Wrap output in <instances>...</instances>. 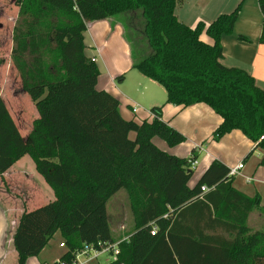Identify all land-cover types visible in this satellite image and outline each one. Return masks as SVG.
I'll list each match as a JSON object with an SVG mask.
<instances>
[{
	"label": "trees",
	"instance_id": "obj_1",
	"mask_svg": "<svg viewBox=\"0 0 264 264\" xmlns=\"http://www.w3.org/2000/svg\"><path fill=\"white\" fill-rule=\"evenodd\" d=\"M183 1L16 0L20 23L11 60L39 117L23 137L0 98V176L29 156L55 195V201L24 211L16 224L17 264L38 257L56 234L67 251L54 264H73L86 245L117 242L107 206L120 191L128 196L134 227L120 254L105 264H264V232L247 227L252 211L264 213L260 198L235 190L234 177L218 161L191 189L195 151L180 159L154 143L174 148L186 141L162 120L165 106L204 104L223 120L213 141L240 131L262 151L264 163V90L246 71L221 64V38L233 33L241 4L192 29L175 14ZM258 4L264 15V0ZM121 17L132 69L166 93L163 106L151 109L152 121L126 120L120 100L97 88L100 71L84 33L88 23ZM203 34L211 43L202 41ZM204 185L214 188L202 198ZM196 209L213 223L231 221L236 237L193 242L192 249L202 251L190 259L174 240V228Z\"/></svg>",
	"mask_w": 264,
	"mask_h": 264
},
{
	"label": "crops",
	"instance_id": "obj_2",
	"mask_svg": "<svg viewBox=\"0 0 264 264\" xmlns=\"http://www.w3.org/2000/svg\"><path fill=\"white\" fill-rule=\"evenodd\" d=\"M240 4L241 9L233 33L221 38L223 52L221 64L227 68H238L246 71L254 78L256 85L264 90V43L260 42L264 15L258 0H184L183 4L176 8L175 14L180 22L195 29L199 23L208 26L219 16L233 13ZM110 21L108 19L88 23L84 33L88 55L91 59H95L100 71L97 88L113 94L120 100V112L123 118L129 120L127 118L133 117V115L138 118L140 113L132 112L134 106H140L141 109L143 107L139 104L143 103L150 108L159 106L162 102L161 97L160 95L157 97L146 95L152 91H147V89H136V94L130 92L129 79L131 80V77L135 75L132 73L135 70L132 69L130 47L123 38V26L118 22L114 25L110 24ZM201 39L205 43H211L206 34H203ZM121 76L123 79L118 81L117 79ZM149 81L153 83L152 85L160 86L150 79ZM130 82L134 89L135 85L142 88L144 83L143 81L139 84H136V81ZM150 86L151 84H148L147 87ZM147 96L150 97L147 98ZM146 113L148 116L141 115V119L152 121V114L149 111ZM162 120L185 136L186 141L177 147L169 148L164 142L155 139L154 143L159 149L180 159H188L194 151L196 153L198 163L197 167L192 170L193 176L189 182L191 189L197 186L214 161L220 162L228 169L243 162L244 169L240 175L234 177L233 188L251 199L258 196L261 207L264 209V168L257 170L258 167L264 165V163L261 164L263 153L256 147V144L249 141L240 131H233L218 142L213 141V134L223 120L204 104L194 105L186 109L167 105L163 108ZM205 145L208 147L205 148ZM257 150L260 151V162L256 164L258 167L255 169V167L249 166L247 169L248 159ZM24 158L0 176V195L2 197H0V264H17L18 256L13 247V234L24 211H33L47 205L44 203L47 198L44 200L42 198L48 194L45 192L46 190L41 192L40 180H37L34 174L26 172L25 169L21 171L20 167ZM246 163H248L247 166ZM10 178L13 179L11 188L8 187ZM6 187L13 194L16 193V196L9 195L8 191L5 190ZM20 187L24 197L17 195L19 193L15 189ZM207 188L209 189L207 192L202 193L201 191L200 196L202 198L212 192L214 186ZM26 203L30 204L31 207L33 206V209L24 205ZM116 224H120V222L118 221ZM247 227L251 232H264V213L258 210L252 211L247 219ZM120 228L121 232L119 230L118 234H123V237L118 241L124 240L130 233H124L125 230L122 225ZM174 235L176 236L174 240L179 241L182 245L183 254L187 258L193 259L202 251L192 249L193 242L204 243L209 239L220 240L221 242L233 240L236 237V231L235 225L231 221L213 223L212 220L204 217L196 209L177 219ZM59 236L61 237L60 234H56L41 254L38 257L30 258L27 264H54L58 262L67 251L65 248H60L62 241L57 246L56 238ZM101 259H104L105 263L110 261H108V256L91 260L85 257L80 258L83 264H101Z\"/></svg>",
	"mask_w": 264,
	"mask_h": 264
},
{
	"label": "rangeland",
	"instance_id": "obj_3",
	"mask_svg": "<svg viewBox=\"0 0 264 264\" xmlns=\"http://www.w3.org/2000/svg\"><path fill=\"white\" fill-rule=\"evenodd\" d=\"M122 20H123L122 17L113 19L110 21V24L114 25L116 22L118 21L121 22ZM19 23H20L19 7L16 5V0H0V98L4 101L8 113L12 118L13 123L19 130L20 134L26 137L33 130V124L38 119L39 114L35 104L31 101L30 97L23 92L20 75L16 70V68L14 67L11 60V54L14 48V43H13L14 27L17 24L19 25ZM121 25L124 27V24ZM123 38L125 39V36ZM132 73L135 75L134 76L132 75L133 77H131V80L129 79L128 87L130 92L136 94L135 92L136 89H140V90L147 89V91L152 90L146 95L149 94L150 96L153 95L155 97L160 95L162 102H160L159 106H155V107L163 106L164 102L166 101V93L163 87L152 85L153 83H151L149 79L143 77L137 71H132ZM130 81L132 82L136 81V84L137 83L139 84L140 82L143 81L144 82L143 87L141 88L140 86L138 87V85L137 86L135 85V89H134L133 84ZM148 84H151V86L147 87ZM152 86H156V87H152ZM152 92L154 93L152 94ZM150 96H147V98ZM139 105H141L144 110L142 109L138 112L140 113V115H138V118L134 117L133 115V117L130 116V118L127 119L135 120L138 123H141L143 121L141 119V115L148 116L146 111L150 112L151 109L154 108V107L150 108L146 106V104L144 103ZM134 137H135L134 134H132L131 138L134 139ZM206 147H208V145H205V148ZM247 162L249 163L248 166H247L248 163H246L247 169L249 166H252V168L255 167L256 169V167H258L256 166V164L260 162V151L257 150L256 152H254ZM20 168L22 169L21 171L25 169L26 172L34 174L37 180H40L42 186L41 192L43 190H46L45 192H47L48 194V195L45 194L44 198H42L43 200L47 198L46 202H44L45 204H49L55 201L54 192L46 185L43 178L37 173L35 169V165L29 156H26L24 158V161L22 162ZM262 168H264V165L258 167L257 170L259 171ZM9 183L10 184L7 183L8 187L11 188L13 179L10 178ZM8 187H6L5 189L6 191H8V194L16 196V193L13 194V192H11ZM15 190H17V192L19 193L17 195L20 196L24 195L23 191L21 190V187ZM24 205H28L30 209H33L32 208L33 206L31 207L30 204L28 203ZM107 214L109 216L112 231L114 230L113 235L115 240H119L121 237H123V234H118L119 230L121 232V228H120L121 225L125 230L123 231L124 233H129L133 230L134 217L131 214L129 208L128 196L125 191H120L119 193H117L116 196L109 202L107 206ZM118 221L120 222V224H116V222ZM60 241L64 242V239H61V237L59 236L56 238L57 246H59ZM65 249H67V247ZM100 262L101 264H105L104 259H101Z\"/></svg>",
	"mask_w": 264,
	"mask_h": 264
},
{
	"label": "built area",
	"instance_id": "obj_4",
	"mask_svg": "<svg viewBox=\"0 0 264 264\" xmlns=\"http://www.w3.org/2000/svg\"><path fill=\"white\" fill-rule=\"evenodd\" d=\"M92 61L95 62V59H92ZM140 110H142L140 108V106L136 105L133 107L132 112L138 113ZM152 117H153V115H152ZM197 163L198 162L196 160L191 162L190 163V170H194L197 167ZM243 169H244L243 162L237 164L236 166H232L229 168L228 176L229 177L238 176V175H240V173ZM208 190L209 189L205 186H203L201 188L202 193L207 192ZM152 234L154 235L155 232L153 231ZM128 240H129V238L127 237L124 240H120V241H117L115 243H108V242L101 243V242H99L96 245H91V246L86 245L81 252H78L76 254V259L73 262V264H83L80 260V258H82V257H85L86 259L91 260V259H97L101 256H108V258H109L108 261L109 260L112 261L120 254V249H119L120 244L122 242H128ZM60 248H66L64 243L60 244Z\"/></svg>",
	"mask_w": 264,
	"mask_h": 264
}]
</instances>
